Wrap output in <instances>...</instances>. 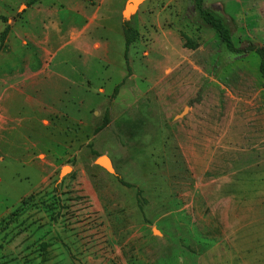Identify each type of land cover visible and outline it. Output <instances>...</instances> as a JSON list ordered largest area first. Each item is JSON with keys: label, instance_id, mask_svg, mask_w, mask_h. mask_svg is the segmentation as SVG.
<instances>
[{"label": "rangeland", "instance_id": "1", "mask_svg": "<svg viewBox=\"0 0 264 264\" xmlns=\"http://www.w3.org/2000/svg\"><path fill=\"white\" fill-rule=\"evenodd\" d=\"M125 1L0 0V93L48 66L39 115L0 118V222L33 196L0 232V264H264L257 56L227 53L193 0L128 17ZM204 6L235 48H264V0Z\"/></svg>", "mask_w": 264, "mask_h": 264}, {"label": "crops", "instance_id": "2", "mask_svg": "<svg viewBox=\"0 0 264 264\" xmlns=\"http://www.w3.org/2000/svg\"><path fill=\"white\" fill-rule=\"evenodd\" d=\"M106 1L108 2V0H102V2H106ZM125 3H126V1L124 2V6H125ZM110 16H111V13L109 12V17ZM105 17H106V19H101V21H100L101 24L103 25V27L104 26L108 27V25L110 23V28H111L114 25V23H111L109 17H107L106 15H105ZM25 18L27 19V21H31L28 24L29 26L34 27V25H37L36 22L34 21L35 20L34 14L29 13L25 16ZM107 20H109V23H107ZM104 21H105V23H104ZM115 25L118 26L117 23ZM98 26H99V22H98ZM26 27H27V24H26ZM51 27H53V26H51ZM89 29L90 30L92 29L91 25H88L86 27V31H89ZM81 30H83V29H81ZM86 31H82L81 33H83V34H81L80 36L86 35ZM25 35L27 36L26 39L28 40L29 37H33V39H34L36 34H35V31H32L30 33H25ZM67 36H66V38L61 37V38H63L64 42L67 39L70 40V38H72V37H70L71 36L70 34H67ZM45 38L47 40V44H49V47H50L51 35L47 34V35H45ZM82 40L84 41L83 44L80 43V48L82 50V53L86 52V54H88V55L89 54L90 55H97V53L99 52L97 47L91 48V46L88 45L86 42V41H88L87 39L84 40V38H83ZM82 40H81V42H82ZM76 41H77V39L73 40L74 43ZM70 42H72V41L70 40ZM73 42H72V44H74ZM33 43H34V40H33ZM23 44H25V43H23ZM67 44H69V42ZM74 51L78 52L76 47H75ZM94 51H96V52H94ZM92 52H93V54H92ZM40 62L42 64V66H40L39 70H37L33 74H31L32 73L31 70H34L35 67L30 68V70L27 69L25 71L26 73L23 72L22 74H20V75L24 74V76H22V77H17L16 79H10V78L14 77V76H12V77H9L8 79H5L2 81V83H4V85L6 86V87H2V92L0 93V115H1L0 118H1L3 123L7 124L8 121H11L12 115L19 113V111L17 112V111H15V109L24 110L26 108L29 110V111L26 110L27 111L26 113L28 115H33L34 113H35L34 115H39V111H37V108L39 105L37 107L35 105H36V103L39 104V102H41L42 100H45V98H43V96H42V93H43V89H45L47 87V84H48L47 83L48 76H46V77H42V78H46V79H44L40 82V85H41L40 87L35 85L34 78L38 79L39 77H36V76L44 73V70L46 69V67H48L45 65V63L42 61V59ZM28 74H29V76H28ZM18 78L20 79L19 82L14 81V80H17ZM37 88L41 89V91H39ZM11 130H12V132H16V130L13 128ZM16 135H18V134H15V135L13 134V140H15V141L17 140L15 138ZM0 138H2V137H0ZM3 140H4V138L1 139V141H3ZM11 147H17V145H11ZM0 155H1L0 161H2L3 157H6V156L2 153H0Z\"/></svg>", "mask_w": 264, "mask_h": 264}, {"label": "trees", "instance_id": "3", "mask_svg": "<svg viewBox=\"0 0 264 264\" xmlns=\"http://www.w3.org/2000/svg\"><path fill=\"white\" fill-rule=\"evenodd\" d=\"M193 4L198 12L200 20L203 22L204 25L209 27L212 31L215 32L217 35L220 44L224 47L225 51L229 54L239 55V54H246V53H254L259 60V67L258 72L259 75L264 79V48L258 47L256 45L250 44L247 47L235 48L232 43L231 33L230 30L225 26V23L222 19L218 18L214 13L209 11L204 6V0H193ZM33 200V196L28 197L24 201L21 202L19 209L15 210V214L13 217L16 218L18 213L25 211V206L29 204L30 201ZM55 207V205H53ZM50 207H46L45 210H49ZM16 220L12 219L11 222L5 225L4 221L0 222V232L7 231V228L12 224H15ZM17 225V224H16ZM17 226H13V228ZM18 234V233H17ZM45 246L43 244H38L37 252L42 254L43 249Z\"/></svg>", "mask_w": 264, "mask_h": 264}, {"label": "water", "instance_id": "4", "mask_svg": "<svg viewBox=\"0 0 264 264\" xmlns=\"http://www.w3.org/2000/svg\"><path fill=\"white\" fill-rule=\"evenodd\" d=\"M148 0H128L125 9H124V15L126 17L134 14L138 8L146 3ZM190 7V5H188ZM104 161V162H103ZM98 165L101 166L104 170H106L109 173H112L111 165L109 160L106 157H101L97 161Z\"/></svg>", "mask_w": 264, "mask_h": 264}, {"label": "bare ground", "instance_id": "5", "mask_svg": "<svg viewBox=\"0 0 264 264\" xmlns=\"http://www.w3.org/2000/svg\"><path fill=\"white\" fill-rule=\"evenodd\" d=\"M104 162V161H103Z\"/></svg>", "mask_w": 264, "mask_h": 264}]
</instances>
